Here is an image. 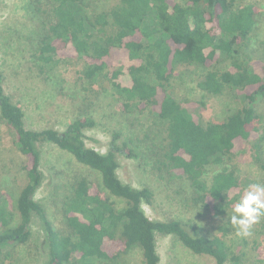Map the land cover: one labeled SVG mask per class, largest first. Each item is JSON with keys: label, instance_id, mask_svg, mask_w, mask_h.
I'll list each match as a JSON object with an SVG mask.
<instances>
[{"label": "trees", "instance_id": "16d2710c", "mask_svg": "<svg viewBox=\"0 0 264 264\" xmlns=\"http://www.w3.org/2000/svg\"><path fill=\"white\" fill-rule=\"evenodd\" d=\"M86 5L83 0H48L46 9L38 8L47 18L35 53L38 62L52 66L68 58L82 59L83 77L92 83L99 77L110 82L123 109L152 108L158 139L154 151H160L156 167L184 176L193 201L212 206L215 214L239 210L245 220L249 215L263 223L264 181H252L258 190L242 187L231 164L244 152L240 143L257 135L252 160L264 170L256 109L264 98V63L251 65L241 54L259 19L258 7L244 0H117L99 11ZM116 50L125 55L116 57ZM223 58L230 64L216 69ZM179 66L204 69L201 90L210 95L236 92L241 105L221 121L200 123L185 100L174 94ZM0 117L14 133L26 178L14 201H8L7 211H0V264L16 245L28 241L33 215L45 233L44 264H118L136 247L143 264H159L157 234L175 236L192 252L212 257L214 264H264V249L255 239L246 250L235 251L223 234H201L190 221L150 219L141 205L152 204L151 189L134 187L117 174L116 155L126 145H116L115 134L104 153L86 145L84 129L95 124L91 117L76 118L61 131L26 128L24 112L5 92L1 74ZM45 142L101 177L103 189L83 177L74 181L62 201V229L34 199L42 182L39 144ZM209 165L220 168L208 182L204 175ZM233 190L242 193L230 196Z\"/></svg>", "mask_w": 264, "mask_h": 264}, {"label": "rangeland", "instance_id": "374dc122", "mask_svg": "<svg viewBox=\"0 0 264 264\" xmlns=\"http://www.w3.org/2000/svg\"><path fill=\"white\" fill-rule=\"evenodd\" d=\"M83 1L89 9L92 6L98 11L117 2ZM244 1L253 2L258 7L259 19L247 44L241 46L242 58H248L251 65L264 63V0ZM47 6L48 0L0 1V74L5 92L24 112L26 128L61 131L76 118L91 117L95 124L84 129L86 145L104 153L114 134L116 145H126L125 150L116 155L117 174L123 182L134 187L151 189L152 204L143 202L141 205L150 219L190 221L198 226L201 234H223L235 251L246 250L254 239L264 249V226L260 225L264 223L263 218V223L258 218L252 220L249 215L245 220L239 210L215 214L212 206L205 207L193 201L192 189L184 176L156 167L160 151L158 148L154 151L158 139L155 140L153 132L152 108L123 109L110 82L99 77L92 83L83 77L82 59L68 58L52 66H42L38 62L35 53L47 19L38 8L46 9ZM114 55L123 56L125 53L116 50ZM229 64V60L223 58L214 67L224 70ZM204 72V69L179 66L173 79L177 100H185L190 114L202 124L221 121L241 105V97H237L236 92L225 90L219 95H210L201 90L198 83ZM256 109L260 115L259 135H262L258 143L264 161V98L257 102ZM256 136L253 135L249 142L240 143L244 152L231 162L241 186L250 190H258L252 186V181H264V170L252 160V143ZM13 141V131L0 117V211L4 212L9 208L8 201H14L26 182L22 170L24 157ZM39 150L42 182L34 199L45 208L52 224L62 229L61 205L74 181L83 177L103 189L101 177L96 170L77 162L70 153L51 142L39 144ZM128 150L131 155L126 153ZM219 168L215 165L207 167L204 176L208 182ZM241 193L233 190L229 195L240 196ZM246 222L249 227L245 226ZM223 226L228 227L227 232L219 231ZM260 229L261 233H258ZM156 245L159 264H214L212 257L192 252L172 235L157 234ZM46 260L45 233L41 222L33 215L28 241L16 245L5 264H44ZM118 264H143L140 249L131 250L120 258Z\"/></svg>", "mask_w": 264, "mask_h": 264}]
</instances>
